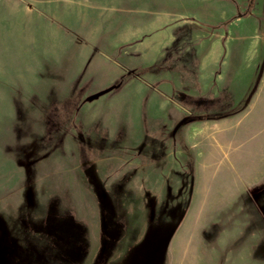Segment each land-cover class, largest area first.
I'll return each instance as SVG.
<instances>
[{
    "label": "rangeland",
    "instance_id": "obj_1",
    "mask_svg": "<svg viewBox=\"0 0 264 264\" xmlns=\"http://www.w3.org/2000/svg\"><path fill=\"white\" fill-rule=\"evenodd\" d=\"M183 3L0 0V264H264V0L207 88Z\"/></svg>",
    "mask_w": 264,
    "mask_h": 264
},
{
    "label": "crops",
    "instance_id": "obj_2",
    "mask_svg": "<svg viewBox=\"0 0 264 264\" xmlns=\"http://www.w3.org/2000/svg\"><path fill=\"white\" fill-rule=\"evenodd\" d=\"M183 1V4L177 5V9L169 10V12L166 13L168 15L167 17H159L157 21L158 27L153 39L157 41L159 45L157 49L160 51H157L155 54L161 55L162 50L169 47L179 35H181L183 39L193 38V40L199 43V53L207 56L204 62L210 67V69L207 70L209 72H207L208 75L206 76L209 80L207 79L203 84V86L207 88L211 85V80L215 77L216 70L220 67L224 69V63L229 65L231 62L230 59L236 55L238 46L236 41L240 38L246 39L244 38L246 36H242L239 31L236 29L233 30L236 24L242 22L241 19L244 18L243 16L241 17L240 11L245 5L241 4L239 0ZM242 1L249 3L250 0ZM208 8H210L209 11H207ZM250 16H253V14ZM221 23H226V25L223 28L214 29L215 26ZM260 24L261 23L258 22V30L260 29ZM211 30H217V33L210 36ZM194 31L195 34L192 35L191 33ZM257 35L259 37V31ZM184 36L186 38H184ZM210 39L214 44L210 52L207 53L205 52V45ZM227 58L228 60H226ZM216 82H220V79H216ZM218 84L219 83H217V85ZM232 85L234 86V84ZM225 87L227 86H225L224 80L222 79L220 88L222 89ZM216 93V97H219L217 90ZM232 197L231 195V197L228 198Z\"/></svg>",
    "mask_w": 264,
    "mask_h": 264
},
{
    "label": "trees",
    "instance_id": "obj_3",
    "mask_svg": "<svg viewBox=\"0 0 264 264\" xmlns=\"http://www.w3.org/2000/svg\"><path fill=\"white\" fill-rule=\"evenodd\" d=\"M255 5V0H250L247 6V9L245 11V13L242 16H248L249 14H251L253 7Z\"/></svg>",
    "mask_w": 264,
    "mask_h": 264
}]
</instances>
